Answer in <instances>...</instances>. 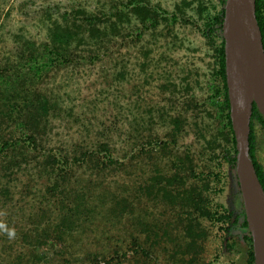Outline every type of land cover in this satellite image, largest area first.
Listing matches in <instances>:
<instances>
[{
	"label": "trees",
	"instance_id": "obj_1",
	"mask_svg": "<svg viewBox=\"0 0 264 264\" xmlns=\"http://www.w3.org/2000/svg\"><path fill=\"white\" fill-rule=\"evenodd\" d=\"M111 2L106 6L101 1L93 9L77 6L61 12L51 22L45 42L17 41L13 53L5 52L0 57L1 246L11 237L8 225L21 236L22 245L34 251L27 249V254H32L26 259L18 256L16 264L49 263L50 254L45 247L53 249L50 263L67 264L74 252L73 239L77 242L97 222L128 216L144 227L154 247L162 243L167 247L169 242L173 256L182 257V263L202 264L200 255L210 236L205 224L208 221L217 225L222 243L228 239L224 234L231 235L236 230L247 243L246 264H255L244 211L234 216L216 201V189L208 176L213 174L221 180L224 174L220 158L233 168L237 160L222 37L225 0H220L221 9L216 12L211 0H180L172 11L151 0ZM187 9H194L203 19L201 31L214 59L213 78L208 82L211 93L206 101L212 104L221 129L218 139L207 138L209 154L200 157L210 161L214 167L208 169L210 172L199 169V152L189 148L183 151L178 145L189 121L188 110L198 109L199 104L188 82L179 85L170 76L162 84L168 92L163 98L167 107L145 110L140 121L135 122L142 131L134 129V107L125 106L128 114L114 115L111 124L102 119L97 124L87 113L97 115L101 103L85 110L79 100H86L79 94L82 76L77 77L83 67L109 61L105 65L116 73L115 81H129L131 76L126 75L130 71L128 62L134 60V47L163 22L167 35H172L177 25H195ZM256 15L264 44V0H256ZM144 48L141 46L142 60H152L151 51ZM65 71L76 74V85L69 91L65 80H56L57 74ZM103 100L105 108L112 102L106 96ZM61 121L65 122L67 134L80 133L81 139L64 142L61 128L55 132L58 138L53 142L52 132ZM256 122L264 126V116L254 105L250 156L264 187V169L254 154ZM154 123L158 132L152 131ZM147 130L149 134L137 142L138 135ZM219 147H223L221 153L217 152ZM136 156H149L154 161L151 175L138 186L140 195L134 193V180L127 179L134 173ZM148 203L169 219L164 221L149 212ZM226 245L233 247L230 242ZM105 264H111V260Z\"/></svg>",
	"mask_w": 264,
	"mask_h": 264
},
{
	"label": "rangeland",
	"instance_id": "obj_2",
	"mask_svg": "<svg viewBox=\"0 0 264 264\" xmlns=\"http://www.w3.org/2000/svg\"><path fill=\"white\" fill-rule=\"evenodd\" d=\"M101 1L107 6L114 0H0V57L13 53L16 50L17 41L29 39L36 43L45 42L49 36L51 22L57 19L61 12L77 6L93 9ZM151 1L172 11L180 0ZM211 1L214 12L221 9L220 0ZM187 14L192 16L195 25L193 23L177 25L175 32L167 35L163 22L156 30H149L145 34L139 44L134 47V60L128 62L130 71L126 77L131 76L129 81H115V78H118L116 73L105 65L109 61L83 67L81 72L77 73V77L82 76L78 82V86L81 87L79 94H83L86 100L83 101L80 98L79 100L85 104V110L101 103L97 115L91 116L94 113L90 111L87 113V117L93 118L97 124L101 119L111 124L114 115H120L121 112L128 114L125 106L134 107V129L142 131V128L135 122L140 121L145 110L149 108L156 111L157 106L167 107L166 100L163 98L168 96V92L163 90L162 84L167 82L170 76L177 84L188 82L199 104L198 109L188 110L189 121L178 145L183 151L189 148L195 153L199 152L198 156L196 154L199 169L210 172L208 169L212 170L214 167L209 160L200 159V157L208 156L210 148L207 145V138L216 137L218 139V132L221 129L217 127L219 120L212 104L206 101L211 93L208 82L213 78L211 76L214 64L213 52L201 31L203 19L194 9H187ZM141 46L151 51L152 60H142L144 57ZM143 63L146 66H143ZM107 73L108 77H106ZM75 75L71 71L60 72L56 80H65L66 90L69 91L76 85ZM185 84L182 85V89ZM104 96L113 102L107 108L104 107ZM90 99L94 105L88 101ZM133 100L134 104L131 103ZM169 105L176 107V105ZM154 118L156 120L157 116ZM155 123L151 126L152 131L158 132L159 127ZM64 125L65 122L61 121L60 127L52 132L53 142H56L58 138L55 132L61 128H63L60 132L64 133L62 134L64 142L69 143L72 139L75 141L81 139L80 133L67 134ZM148 134V130L139 134L137 142L143 140V136ZM222 149L223 147H219L217 152L221 153ZM201 150H205V153H200ZM254 154L264 169V126L259 122L254 125ZM218 161L223 163L221 170L224 175L221 180L218 181L213 174L208 175L211 186L216 189L215 200L231 210L234 216L242 215L244 209L235 168L231 167L224 158ZM153 162L152 157L149 156L134 157V173L127 175L128 180H134V193L140 195L138 186L151 175L154 168ZM112 188L116 189V186ZM148 210L164 221L169 219L167 216H160L159 208L153 207L151 203H148ZM205 224L209 227L210 236L206 241L205 250L200 255L202 264H246L247 243L238 237L236 230L232 231L231 235L224 234L228 239L222 243L217 225L208 221ZM6 229L11 237L7 238L3 246L0 240V264H16L18 256L26 259L32 254H27V249L30 252L34 251L32 247L22 245L21 236L8 225ZM147 234L139 222H134V218L110 217L87 228L79 236L77 242L73 239L72 243L75 247H72V251L74 252L70 257L71 262L67 264H95L97 262L105 264L106 260H111V264H186L182 263V257L173 256L174 252L169 242H166L167 247H164L165 243L154 247V241L149 239ZM229 242L233 243V247L225 246ZM49 248L44 249L43 247L49 252L48 260L51 262L54 253H52L53 249ZM50 262L46 264H57V261Z\"/></svg>",
	"mask_w": 264,
	"mask_h": 264
},
{
	"label": "water",
	"instance_id": "obj_3",
	"mask_svg": "<svg viewBox=\"0 0 264 264\" xmlns=\"http://www.w3.org/2000/svg\"><path fill=\"white\" fill-rule=\"evenodd\" d=\"M235 171L255 264H264V187L250 156L254 105L264 116V44L256 0H225L222 28Z\"/></svg>",
	"mask_w": 264,
	"mask_h": 264
}]
</instances>
